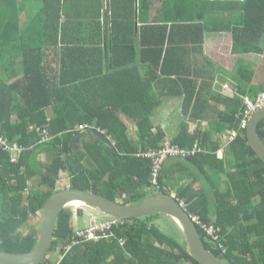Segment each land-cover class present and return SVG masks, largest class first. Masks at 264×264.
<instances>
[{
  "label": "crops",
  "instance_id": "0c3cea01",
  "mask_svg": "<svg viewBox=\"0 0 264 264\" xmlns=\"http://www.w3.org/2000/svg\"><path fill=\"white\" fill-rule=\"evenodd\" d=\"M60 1L64 10L57 45L51 44L43 53L46 70L52 78L58 76V82L61 73H67V81L80 77L83 89L74 101L96 109L95 121L100 120L103 128H99L104 130L100 133L108 140L90 131L81 140L83 148L85 143L93 142V136L105 148L103 152L110 154L117 141L108 132L113 128L123 148L119 152L122 158L134 159L141 151L157 148L164 138L184 147H202L204 151L197 155L223 157L231 136L238 132L241 99L264 91V0ZM178 4L185 7L184 12L178 11ZM39 6L35 0H0V38L6 37L11 44L0 51V57L15 59L16 72H21L23 66L19 65L24 57L16 47L23 31L26 37L27 26ZM111 9L120 15L116 26L111 21ZM129 13L132 21L127 18ZM178 13L193 19L173 18ZM65 14L72 15L73 26L71 30L66 28L69 33L64 30L63 40ZM130 25L134 33L126 35ZM5 28L7 35L3 34ZM117 34L123 44L115 46V52L111 46ZM66 46L81 50L69 54L64 50ZM63 60L73 63V68L66 69L71 72H64ZM11 69H0V78L12 74ZM54 106L46 109L48 118ZM79 126L72 128L73 132L93 130ZM48 158L47 153L39 155L42 162ZM141 158L145 165L146 158ZM126 165L121 170L136 181L139 174L147 175L142 164L134 161ZM212 170L206 159L173 157L164 162L162 172L169 181V192L176 195L179 186L194 178L199 181L192 187L200 186V181L207 179L203 171ZM210 177L218 179L217 174ZM69 181L64 178L57 187L66 188ZM139 191L141 200L156 193L149 185L141 186Z\"/></svg>",
  "mask_w": 264,
  "mask_h": 264
},
{
  "label": "trees",
  "instance_id": "16d2710c",
  "mask_svg": "<svg viewBox=\"0 0 264 264\" xmlns=\"http://www.w3.org/2000/svg\"><path fill=\"white\" fill-rule=\"evenodd\" d=\"M35 1L40 2L41 7L27 26L26 37L23 31L17 47L14 44L24 55L19 65L23 66L21 72L15 71V59L0 57V69L9 72L12 67V74L7 73L0 78V134L30 147L16 164L10 163L7 154L0 152V251L19 253L34 248L38 229L33 226L27 228L29 220L36 218L49 196L59 190L57 183L60 180L68 177L72 188L90 190L116 201L120 197L122 203L140 201L141 196H137L140 187L150 186L149 162L145 159L144 165V159L139 156L122 158L119 152L123 148L113 128H108V132L117 141L110 154L103 152L105 148L93 136L90 137L93 142L85 143L84 150H72L71 141L78 131L70 132L69 129L76 125L96 128H103V125L100 120L95 121L96 109L74 101L83 89L79 76L67 81L64 79L67 73H61L58 82V76L52 78L46 70L43 53L51 44L57 45L59 20L64 7L60 0ZM177 6L178 11L184 12L185 7ZM113 10L111 21L116 26L120 15ZM178 14L173 18L193 19V16ZM71 17L65 14L63 40L64 30L72 29ZM127 18L132 21V14ZM133 33V26H127L125 34ZM3 34H8V28ZM29 34L32 35L30 41L27 40ZM115 41L112 42V50L123 44L118 34ZM7 45L11 44L6 42V37L0 38V51ZM75 49L81 50L64 48L69 54H73ZM71 68L73 63L63 60L64 72ZM67 96L70 97L68 101ZM52 104L55 105L53 115L48 118L46 109ZM244 107L242 98L238 132L228 142L221 159L209 153L189 157L190 161L207 160L213 169L203 171L207 179L200 181L196 188L192 185L199 181L198 178L179 186L176 197L186 202V210L191 215H198L202 222L216 227L217 242L200 225H196L205 246L213 255L227 264H264V162L249 145L246 129L240 128ZM42 130L51 137L41 141ZM258 133L264 138V118L258 124ZM43 152L49 156L47 162L39 159ZM86 154L96 161L93 167L83 162ZM134 161L145 166L147 172L146 176L137 175L139 181L121 170L123 164ZM211 161L214 162L212 166ZM107 173L110 175L104 178ZM213 174H217V181L210 177ZM158 180V192L170 193L165 173L161 171ZM126 194H130V198H126ZM75 216L82 217L81 208L74 211L73 206H67L60 211L49 250V253L58 252L60 257L56 261L46 257L41 264H200L188 253L184 240L170 235L158 222H154L155 214L126 219L123 225L114 228L115 238L72 244ZM173 224L180 230L177 224ZM21 229L28 230L23 233ZM119 239L124 243L120 244Z\"/></svg>",
  "mask_w": 264,
  "mask_h": 264
},
{
  "label": "water",
  "instance_id": "95a60500",
  "mask_svg": "<svg viewBox=\"0 0 264 264\" xmlns=\"http://www.w3.org/2000/svg\"><path fill=\"white\" fill-rule=\"evenodd\" d=\"M263 118L264 106L253 112L248 119L246 137L251 148L264 162V140L258 133V124ZM87 132H79L72 139L73 151L84 150L81 140ZM91 133L108 142L107 138L97 130ZM83 162L89 167L94 166L89 154H86ZM76 201L83 202L84 206L108 218L131 219L152 214H166L179 226L186 249L195 260L200 264H227L207 249L190 213L169 193H150L148 198L141 201L122 203L90 190L72 187L56 190L45 202L40 212L39 232L34 248L23 253L0 251V264H41L51 248L60 211L72 206Z\"/></svg>",
  "mask_w": 264,
  "mask_h": 264
},
{
  "label": "built area",
  "instance_id": "2783aa9c",
  "mask_svg": "<svg viewBox=\"0 0 264 264\" xmlns=\"http://www.w3.org/2000/svg\"><path fill=\"white\" fill-rule=\"evenodd\" d=\"M244 108L242 111V117L240 120V128L246 129L248 119L251 114L257 109L264 106V91L257 94L255 98H250L245 96L244 98ZM80 129H96L98 132H104V130L99 127L96 128L92 125H80ZM70 132L74 129L69 130ZM235 134L231 136V139ZM49 137L46 130H42L41 141L47 140ZM264 140V138H263ZM30 147L20 144L16 140H11L3 134H0V152H4L8 156V161L10 163H18L21 156L28 150ZM204 149L198 145L191 147L181 146L168 138H164L161 144L157 148H148L144 151L137 153L138 156L144 157L149 161V182L151 189L154 192H158L160 189L159 185V175L162 171L163 164L168 158L178 157V158H189L200 152H203ZM68 185L66 188H69ZM171 196L175 197L180 205L186 209V202L182 198H177L174 193H169ZM190 217L195 222L196 225H200L208 235H210L214 241H218L216 227L213 225H207L201 221L200 217L195 214H190ZM126 219H117V218H108L97 215H91L83 227H76L72 235V244L88 241V240H99L101 238H115L116 234L114 233V228L121 226L125 223ZM120 244L124 243L123 239H119Z\"/></svg>",
  "mask_w": 264,
  "mask_h": 264
},
{
  "label": "rangeland",
  "instance_id": "374dc122",
  "mask_svg": "<svg viewBox=\"0 0 264 264\" xmlns=\"http://www.w3.org/2000/svg\"><path fill=\"white\" fill-rule=\"evenodd\" d=\"M148 197V195L146 196ZM73 209L75 211V208H81L82 210V217H78L76 216V218H74L75 222H76V227H83L84 225H86L89 217L91 215H97L98 213H96V211L83 206V205H72ZM101 216V215H100ZM154 218V222H158V224H160V226L162 227V229L164 231H166L167 233H169L170 235H173L174 237H177L179 240L183 241V237H182V232L177 229L176 227H174L173 224V220L171 219L170 216L163 214V213H159V214H155ZM39 222L40 219L38 218H31L29 220V225L27 226V228H29V226H33L34 228L38 229L39 232ZM28 229H21V231L23 233H26ZM47 259H50L52 261H56L60 256L58 255V252H53V253H47L46 255Z\"/></svg>",
  "mask_w": 264,
  "mask_h": 264
},
{
  "label": "bare ground",
  "instance_id": "6f19581e",
  "mask_svg": "<svg viewBox=\"0 0 264 264\" xmlns=\"http://www.w3.org/2000/svg\"><path fill=\"white\" fill-rule=\"evenodd\" d=\"M72 205H83L84 206V203L80 201H76V202H73Z\"/></svg>",
  "mask_w": 264,
  "mask_h": 264
}]
</instances>
